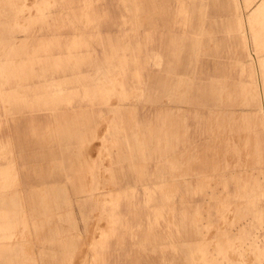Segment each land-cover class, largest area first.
<instances>
[{"label":"rangeland","instance_id":"rangeland-1","mask_svg":"<svg viewBox=\"0 0 264 264\" xmlns=\"http://www.w3.org/2000/svg\"><path fill=\"white\" fill-rule=\"evenodd\" d=\"M245 1L169 0L163 8L172 34L160 37L150 29L137 0H0V136L4 140L0 147L6 149L0 164L13 157L14 196L22 194L16 192L22 189L18 183L22 177L26 196H35L39 205L41 187L65 182L47 192L46 214L42 209L37 212L47 220L44 227L34 229L40 230V239H35L37 255L49 250L46 237L53 239L61 230L62 240L77 239V249L85 248L87 258L79 264H89L92 253V264H264V196L257 189L264 181V165L257 162L254 136L248 130L252 117L242 116L254 109L264 128V8L255 10L264 0H251L250 8ZM112 19L120 24H104ZM109 27L118 36L106 34ZM99 50L105 55L99 57ZM10 53L13 66L3 63ZM35 53L41 58L36 66L29 62ZM47 56L62 58L67 69L53 72L43 63ZM22 60L25 63L19 64ZM135 64L138 71H130ZM156 70L166 73L159 77ZM215 73L221 81L223 116L229 118L230 107L242 111L235 117L237 146L228 152L232 164L241 163L237 172L231 174L228 158L221 176L214 174L212 162L211 168H205L201 157L184 172L179 162L152 160L153 172L158 164H171L169 182L137 183L115 192L124 187L112 183L104 159L102 183L75 186V191L86 195L108 189V197L84 201L83 196H70L69 178L86 172L68 167L70 155L74 164L79 162L75 145H70L76 139L75 128L84 123L79 120L81 113L79 117L76 113L88 108L113 112L115 98L148 101L161 87L173 110L185 116L188 109L205 105L208 95L212 99ZM64 74L73 78L61 79ZM11 76L17 81L18 98L26 97L34 85L36 95L30 102L39 107L53 104L72 118L53 119L50 110L14 111V98L2 95ZM67 89L75 96L62 98ZM96 89L102 95H95ZM230 97H234L232 106ZM206 107L212 110L213 105ZM37 118L33 131L30 122ZM69 121L73 127L60 137L57 125ZM126 121L131 122L128 117ZM211 125L208 154L220 155L227 142L219 137L216 120ZM94 142L91 157L97 159L102 145L101 140ZM106 151L114 155L109 146ZM80 152L85 149L79 147ZM172 154L183 156V144ZM85 180L89 183L91 177ZM108 242L109 249L103 248ZM102 251H107L106 257L98 254ZM42 260L52 262L48 256Z\"/></svg>","mask_w":264,"mask_h":264},{"label":"crops","instance_id":"crops-1","mask_svg":"<svg viewBox=\"0 0 264 264\" xmlns=\"http://www.w3.org/2000/svg\"><path fill=\"white\" fill-rule=\"evenodd\" d=\"M141 6V11L145 16L150 20L151 26L150 29L153 33H157L160 37L164 35H171V26L165 23V19L168 16L167 10L163 7L169 0H137ZM249 3V8L252 6V1L247 0ZM264 1H262L255 10L263 9ZM254 10V11H255ZM92 14L95 16V12ZM246 14V13H245ZM87 24V22H83ZM92 24H98L93 22ZM104 24H120V22H115L110 20L108 23ZM109 25V26H110ZM122 33L123 30L117 29ZM30 33V31H27ZM106 34L111 36H118L113 34V29L111 27L105 30ZM121 35V34H119ZM53 44H49L50 51ZM52 52V51H51ZM50 52V53H51ZM110 52V51H109ZM30 54V53H29ZM102 51L99 50L98 56H104ZM118 56H123L122 53L117 54ZM115 54H110V56H117ZM14 54L10 53L3 63L5 65L13 66L15 61L13 58ZM62 58H56L53 56H47L43 60L45 65H49L53 72H62V69H67L64 60ZM41 58L38 54L35 53L33 58H29V62L32 65L36 66L39 64ZM25 63L22 60V64ZM139 65H134L130 71H138ZM36 70V69H34ZM17 70H15V73ZM159 77H163V74L166 73V70H156L154 71ZM51 79L56 80L55 74H51ZM73 78V75L64 74L60 77L61 79ZM213 83V97L210 99L208 95V101H203L202 104L196 110L188 109V113L183 116L180 112H175L170 101L165 99V94L162 92V88H158L151 98L147 100H139V98H129V99H119L115 98L112 101V104L117 106L113 112H108L106 109L99 108H88L82 109V111L76 113L78 117H81L79 120L84 123H80L75 128V140L71 142V146L76 147L78 154V163L74 164L72 160V155L69 156V168H80L86 169V172L77 173L75 177L69 178L68 184L71 185V193H74L75 196H83L82 200L90 201L94 198H98L102 195L108 197L110 191L107 189L105 192H96V193H87L86 195H79L75 191V186L82 187V185L93 186L99 185L102 183L100 177L102 176L100 169L103 168L101 163L104 159L107 162L104 167L109 170V176L112 178V183L120 184L119 186L124 187L123 189H115V192L123 191L127 187L134 186V184L140 183L142 186L145 185H154V184H164L168 178L172 176L173 170L170 163L179 162L181 172L190 170L191 163H194L196 159L203 160V166L205 168H212L214 174L221 176V170L224 167L223 164H226L227 158L229 160V169H232V173L239 168H241V163L235 162L232 164L228 157V152L232 150V147L237 146V142L234 137L235 129V120L239 116L238 109L230 107L229 109V118L226 119L223 116L222 109V96H221V81L216 79ZM36 86L31 85V89L28 91L26 97L18 98L17 95V81L13 76L9 77L7 80V86L2 95L5 98L13 97V109L17 112H33V111H43L50 110L53 119H58L72 114L63 113L58 111V106L53 104L48 106L39 107L37 104H34L29 101V99L36 95ZM133 88L129 87V90ZM94 91L95 95H102L99 91ZM79 92V91H78ZM216 92V93H215ZM131 93V91H130ZM217 94V96L215 95ZM75 96V93H71L70 90H66L62 95V98H72ZM28 100V101H27ZM141 103H152V107L148 108L141 106ZM234 97H230L229 104L230 106L234 105ZM237 103V102H236ZM256 104L257 102H253ZM213 105L212 110L207 108V105ZM154 109L153 111L151 109ZM104 111V112H102ZM106 111V112H105ZM245 111V110H244ZM153 112V115H152ZM254 109H247L243 112L242 116H251V121L248 124V130L253 133V146L256 153L257 162L264 165V128L261 124L260 119H256ZM129 118L131 122L126 121V118ZM236 117V118H235ZM72 118V116H71ZM43 118H41L42 120ZM216 120V123L219 128V137L225 139L227 142V148L220 155L209 156L208 152L211 148V137L209 135L210 129H212V120ZM38 118L35 121L30 122L33 131L38 127ZM68 119L64 118L63 121ZM227 121V122H225ZM70 122V121H69ZM69 123L57 125L58 130L61 134L60 137H65L66 131L69 128L73 127ZM227 125L229 130L226 129ZM31 128V127H30ZM222 134V135H221ZM221 135V136H220ZM41 136V135H39ZM99 136V137H98ZM9 140V139H8ZM7 140V142H8ZM95 140H101V149L100 155L97 159L91 157V153L95 146ZM213 140V139H212ZM4 141L0 136V142ZM180 144H183L184 154L181 157H178L172 153L177 152ZM107 146L111 152V157L109 152L107 153ZM79 147L85 149L84 153H79ZM229 147L231 148L229 150ZM66 147H64L65 150ZM212 147V152H213ZM66 151V150H65ZM6 152L4 146L0 147V155ZM60 152L61 145H60ZM74 151L71 148V154ZM171 153V154H170ZM170 154V155H169ZM215 157L217 159H215ZM59 156L55 157V160H59ZM169 161L168 164H158L156 170L153 172L150 169V161ZM218 160V161H217ZM92 161V162H90ZM84 163V164H83ZM224 164V165H225ZM53 165V164H52ZM187 166V167H186ZM67 167V166H66ZM152 167V166H151ZM228 167V166H227ZM248 167V166H247ZM13 157H11L8 164H0V264H39L40 261L43 264H79L85 258H87L86 251L84 247H79L77 249V239L75 240H62L61 230L54 234L53 239H47L46 241L49 250L40 251L37 255L35 251V239L39 240V232H35V226L40 229L44 227L47 220L41 218L38 215V210L42 209L43 213L46 214L45 205H46V194L51 193V186H61L64 181L57 182L58 184H53L51 186L41 187L39 190V197L41 199V204H36L35 196L30 198L26 196L24 190V183L22 177L20 183L22 189H18L16 192L21 191V196H14V179H13ZM58 166L54 164V169L56 170ZM186 168V169H185ZM8 169L9 172H8ZM92 171V175L89 174L88 170ZM4 170L5 173H4ZM111 170V171H110ZM264 174V167L262 168ZM8 173H10L8 175ZM55 175L57 174L54 171ZM54 175V176H55ZM87 176L91 177V180L86 182ZM105 177V176H104ZM95 178V179H94ZM106 178V177H105ZM133 179L134 183L130 180ZM164 179V180H161ZM110 183V179H109ZM100 189L99 187H96ZM118 188V187H117ZM259 194L264 196V181L259 183L257 186ZM109 192V193H107ZM101 197V198H106ZM52 199V198H51ZM53 199H56L54 196ZM72 200V198L70 197ZM189 207H192V203H188ZM54 211H56L54 209ZM36 216V217H35ZM41 218V219H39ZM52 218V217H50ZM52 221V220H50ZM55 228H60V225L54 224ZM35 234V235H34ZM106 235V234H105ZM103 240V239H101ZM107 246L103 248L109 249V242L106 243ZM102 248V246L100 247ZM78 250V251H77ZM108 251V250H107ZM107 251L98 252L99 255L106 257ZM81 252V253H80ZM82 255V256H81ZM44 256L52 258V262H46L43 259ZM40 258V259H39ZM76 258V259H75ZM93 253L91 254V261L89 264H92ZM80 261V262H79Z\"/></svg>","mask_w":264,"mask_h":264},{"label":"bare ground","instance_id":"bare-ground-1","mask_svg":"<svg viewBox=\"0 0 264 264\" xmlns=\"http://www.w3.org/2000/svg\"><path fill=\"white\" fill-rule=\"evenodd\" d=\"M246 1H247V0H246ZM246 1H245V2H246ZM245 5H246V4H245ZM146 94H147V93H146ZM98 137H99V136H98ZM80 253H81V252H80ZM81 256H82V255H81ZM246 256H247V255H246ZM75 259H76V258H75Z\"/></svg>","mask_w":264,"mask_h":264}]
</instances>
